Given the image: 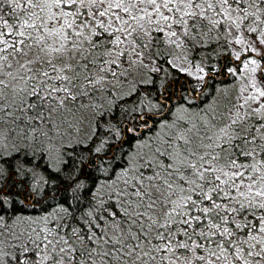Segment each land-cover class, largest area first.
Wrapping results in <instances>:
<instances>
[{
    "label": "snow or ice",
    "instance_id": "6c2138e0",
    "mask_svg": "<svg viewBox=\"0 0 264 264\" xmlns=\"http://www.w3.org/2000/svg\"><path fill=\"white\" fill-rule=\"evenodd\" d=\"M0 264H264V0H0Z\"/></svg>",
    "mask_w": 264,
    "mask_h": 264
},
{
    "label": "trees",
    "instance_id": "16d2710c",
    "mask_svg": "<svg viewBox=\"0 0 264 264\" xmlns=\"http://www.w3.org/2000/svg\"><path fill=\"white\" fill-rule=\"evenodd\" d=\"M213 63H216L215 59L213 60ZM219 81H220V77H217L214 80H210L208 83L209 89H215L218 86ZM225 82L227 83L228 81L225 80Z\"/></svg>",
    "mask_w": 264,
    "mask_h": 264
}]
</instances>
